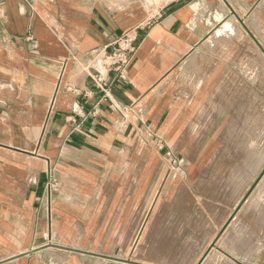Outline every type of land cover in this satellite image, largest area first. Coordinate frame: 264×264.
<instances>
[{
  "label": "crops",
  "instance_id": "crops-1",
  "mask_svg": "<svg viewBox=\"0 0 264 264\" xmlns=\"http://www.w3.org/2000/svg\"><path fill=\"white\" fill-rule=\"evenodd\" d=\"M127 32L126 79L102 75ZM251 41L264 49V0H0V264H185L186 219L157 211L170 185L154 179L201 139L212 52L231 63ZM258 245L240 264H264Z\"/></svg>",
  "mask_w": 264,
  "mask_h": 264
},
{
  "label": "rangeland",
  "instance_id": "rangeland-1",
  "mask_svg": "<svg viewBox=\"0 0 264 264\" xmlns=\"http://www.w3.org/2000/svg\"><path fill=\"white\" fill-rule=\"evenodd\" d=\"M233 51L231 63L225 45L212 52L219 79L205 103L201 139L164 157L154 179L170 185L157 211L186 219L177 234L185 264L204 254L203 264L247 263L264 238V49L251 41Z\"/></svg>",
  "mask_w": 264,
  "mask_h": 264
},
{
  "label": "built area",
  "instance_id": "built-area-1",
  "mask_svg": "<svg viewBox=\"0 0 264 264\" xmlns=\"http://www.w3.org/2000/svg\"><path fill=\"white\" fill-rule=\"evenodd\" d=\"M151 26V22H148L144 25L145 28ZM137 37L134 36L132 32H127L121 37L117 38L115 41L109 43L105 49V52L101 54L100 57V66L103 70L101 74L104 73H114L117 79L125 80L126 72L131 65L132 58L137 49ZM111 50V51H108ZM95 82L97 85L105 91V97H108L109 90L104 84L102 77H98ZM169 157L173 158L172 154H168ZM176 164L177 162L174 161ZM59 181L55 175L54 170L52 169L48 174V182L46 184V191L49 196L53 192L57 191Z\"/></svg>",
  "mask_w": 264,
  "mask_h": 264
},
{
  "label": "bare ground",
  "instance_id": "bare-ground-1",
  "mask_svg": "<svg viewBox=\"0 0 264 264\" xmlns=\"http://www.w3.org/2000/svg\"><path fill=\"white\" fill-rule=\"evenodd\" d=\"M231 28H232L231 26H228V27L225 28V30L227 29V30H230V31H231ZM227 30H226V31H227ZM232 30H233V29H232ZM226 31H224L223 34H225Z\"/></svg>",
  "mask_w": 264,
  "mask_h": 264
},
{
  "label": "water",
  "instance_id": "water-1",
  "mask_svg": "<svg viewBox=\"0 0 264 264\" xmlns=\"http://www.w3.org/2000/svg\"><path fill=\"white\" fill-rule=\"evenodd\" d=\"M206 257H207V255H205V256L203 257V260H202L199 264H202L203 261L206 259Z\"/></svg>",
  "mask_w": 264,
  "mask_h": 264
}]
</instances>
